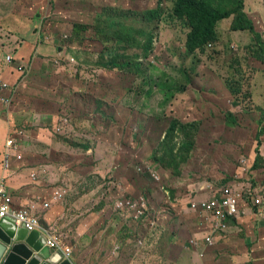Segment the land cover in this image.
<instances>
[{
	"label": "rangeland",
	"instance_id": "obj_1",
	"mask_svg": "<svg viewBox=\"0 0 264 264\" xmlns=\"http://www.w3.org/2000/svg\"><path fill=\"white\" fill-rule=\"evenodd\" d=\"M236 2L217 25L216 43L188 56V31L171 16L170 0H0V83L12 91L9 103H0V140L9 129L24 131L19 164L32 169L31 180L47 189L40 192L45 197L55 188L47 202L41 203L42 195L35 200L41 208L49 203L47 210L57 206L55 217L64 215L52 228L78 264L94 257L102 263L112 257L121 264H208L210 255L201 257V245L192 248L190 241L211 235L213 248L224 242L227 231L212 235L215 222L199 206L225 186L245 202L236 221L246 218L258 244L264 243L258 236L264 234V165L252 169L259 130L264 157V58L254 57L249 32L228 27L240 11ZM157 4L164 13L151 53L143 56L139 36L142 48L125 50L127 67H105L121 48L112 40L116 25L139 28L133 13ZM244 13L264 39V0H245ZM97 17L112 33L95 30ZM8 54L22 59V75L12 69L16 63L5 64ZM172 118L199 124L195 147L177 169L164 166L180 143L179 131L164 142ZM248 187L262 197L259 207L247 204ZM121 199L134 208L116 211ZM93 212L99 215L91 234L83 235L91 239L78 244L76 221ZM132 230L145 249L160 234L153 258L133 256ZM240 237L229 234L222 262L244 255L236 244ZM113 243L120 249L111 254Z\"/></svg>",
	"mask_w": 264,
	"mask_h": 264
},
{
	"label": "trees",
	"instance_id": "obj_2",
	"mask_svg": "<svg viewBox=\"0 0 264 264\" xmlns=\"http://www.w3.org/2000/svg\"><path fill=\"white\" fill-rule=\"evenodd\" d=\"M172 2L171 16L179 19L180 22L187 29L185 40V52L189 56H195L200 52H204L207 47L216 43L217 40V25L231 16L230 9L236 2V6L240 8L238 15L231 19L230 27L232 32H249L254 38L255 51L254 57L264 58V40L262 33L255 30L254 25L246 17L243 12L244 0H170ZM164 10L160 4L156 8L147 9L141 12L135 11L134 17L139 18V22L134 21L140 27L126 26L123 23L116 25L117 31L113 33L112 40H118L121 48L116 52V62L107 61L104 66L112 67H127L130 62L128 55L126 56V49L141 47L138 39L139 36L143 38V56L146 58L151 53L153 44V36L157 30L159 20L162 18ZM233 22V24H232ZM79 27V26H77ZM94 28L97 32L106 31L112 33V30L104 24L102 18L97 17L94 22ZM123 36V39H121ZM142 48V47H141ZM260 54H258L257 52ZM196 52V53H195ZM195 54V55H194ZM262 55V56H261ZM21 58H14V63L22 62ZM264 62V60H263ZM6 64V62H5ZM138 66L137 63L134 64ZM199 124L197 122L181 123L177 119L172 118L168 126L164 142L173 137L179 131L177 138L180 139L177 154L175 157H170L169 161L164 163L165 167L177 169L180 164L187 161L188 156L195 147L196 135ZM263 135V130L256 132V147L254 149V161L252 169H260L264 165V157L260 154L259 145L262 144L260 138ZM176 138V136H175ZM245 196L246 193H245Z\"/></svg>",
	"mask_w": 264,
	"mask_h": 264
},
{
	"label": "crops",
	"instance_id": "obj_3",
	"mask_svg": "<svg viewBox=\"0 0 264 264\" xmlns=\"http://www.w3.org/2000/svg\"><path fill=\"white\" fill-rule=\"evenodd\" d=\"M247 1H250V0H246V2ZM228 27H229V25H228ZM261 29H263V27ZM27 52H28V50H27ZM24 54L25 53H23V49H22L20 51V57H23ZM9 128H11V127L9 126L8 129ZM12 131L14 132L16 130L9 129V131H8L9 133H6V135L2 141L0 140V176L4 177L6 187H7L8 191L11 193L13 200H14V205L16 207H18V208L25 207L28 204H34L35 205V203L37 202L35 200V198H37V197L40 198V195H42L40 192H42V191L47 192V189L42 188L39 181L34 182L31 180L32 172H30V171L32 169H30L29 167L28 168L23 167V169H22L21 165L19 164V162H22V159L20 161H17L15 159V157H12L10 159V168L6 171L2 170V162H3V153L5 150V142H6V139L9 137V134L13 133ZM23 132L24 131L22 130V135L19 137V143H20L19 154L21 156L23 153V149H22L23 136H24ZM44 178L45 179L49 178L48 171L46 173H44ZM53 191H55V188H52L48 192V195L46 197L44 195H42L43 199L41 200V203L47 202L46 200L50 198ZM79 199H80V202H82V203L85 200V198H83V197H81ZM53 204H55V203H53ZM52 205H51V207H52ZM54 208L52 207L50 210H45V211L41 210V208H40V212H39L41 225H43V227L45 229L51 231V233H53V234H54V231L52 228V224H59V222H63V218H64V215L55 217L52 213H53V210H58V207L57 206L55 207V205H54ZM96 215H99V214H95L93 212V213H89V214L82 215V216L78 217L76 224H75V228H74V235L72 236L73 239L76 240L78 244L81 241L91 239V237L88 238V237L83 236V235L84 234H87V235L91 234L90 226L94 222ZM245 220H246V218L239 219L238 221L235 220L232 222H226V228L224 230L219 231V232L227 231V233L225 234L226 236L224 238V242L221 243V241H220L213 248V240H212V245L211 244L208 245V249L207 248L203 249L202 256H204V253H205V254H209L211 257V259L207 258L208 264H226V261L222 262L223 261L222 256L224 255V253L226 252V249L228 247L227 242L229 239V234L238 235V232H242L244 234V237L243 238L240 237V239H238V241L236 243L238 245V249H239L240 253L244 254V255L236 256L237 259L232 261V264H244L245 262H249L251 264H264V243L258 244V240H257V238L254 237V232H253L251 225H249V223H246ZM132 232H133L134 240H133L132 244H129L130 246H128V247L130 249L131 248L133 249L132 250L133 256L137 257L140 260H148L151 257L150 252L155 247H157V245L159 243L160 234L153 235L151 242L146 244V249H145V245L143 243L142 236H140L136 230H132ZM258 236L264 237V234L258 235ZM95 237H96V234H95ZM206 237H208V236H206ZM96 239H98V236L96 237ZM246 243H251L252 247L255 244V247L251 248L252 250L251 249L248 250L246 248ZM115 246H117V247H115ZM69 247H70V245H69ZM74 247H76V245ZM119 249H120V246L116 243H113V249L111 250V248H110L109 253H110V251H111V254H112V252L115 253ZM46 250H47V255H51L54 252L53 250H50L47 248H46ZM88 252H89V256L91 257L92 256L91 254L93 253V249L91 246L89 247ZM221 254H223V255L219 259L218 256ZM260 254H262L263 257H261ZM71 257H72V263L73 264L79 263L77 258H76V253H74V255H73V252H71ZM153 257L154 256H152L151 258H153ZM85 264H121V263H118L117 260L113 259L112 257L110 258L109 263H107V262L102 263V262H98L97 258L94 257V258H90V261L88 263H85Z\"/></svg>",
	"mask_w": 264,
	"mask_h": 264
},
{
	"label": "built area",
	"instance_id": "obj_4",
	"mask_svg": "<svg viewBox=\"0 0 264 264\" xmlns=\"http://www.w3.org/2000/svg\"><path fill=\"white\" fill-rule=\"evenodd\" d=\"M13 61L14 57L8 54V56L5 58L6 64H12L14 63ZM12 69L22 75L24 72V63L17 62L16 66L12 67ZM9 88L10 86L7 83H0V103H9V97L12 92ZM5 92H8L6 96H4ZM21 135L22 130H16L12 134H9V137L6 139L2 162L3 171H6L10 168V159L12 157H15L17 161L22 159V156L19 154V137ZM34 177L35 175L32 174L31 178ZM236 190H232L230 186H225L218 190V197L200 203L199 209L202 211V213L207 215L211 221L215 222V225L212 227V232L215 230H224L226 228V222L228 219H236L239 216L241 202L242 205L245 206V202L242 201L240 194L235 193ZM246 195L247 204L259 207L263 203L262 197L257 194L256 189H250L248 187L246 189ZM56 196L57 197H54V199L61 197V195L58 193ZM134 206L135 205L130 201L121 199L115 203V210L124 211L127 209H132ZM49 207V203H44L42 208L38 207L37 203H35V205L28 204L25 207L20 208L16 207L14 205L13 197L6 187L4 177L0 176V219L10 218L14 220L16 226L24 227L28 232L39 231L45 237V247L47 249L53 250L54 252H59L65 259L72 261L71 248H68L62 242L60 237L51 233V231L45 229L43 225H41L39 217L40 208L41 210L45 211ZM133 218L137 220L136 216ZM190 243H192L194 246H198L197 242L191 241ZM210 244L212 245V238L207 237L204 241V245L208 246Z\"/></svg>",
	"mask_w": 264,
	"mask_h": 264
},
{
	"label": "water",
	"instance_id": "obj_5",
	"mask_svg": "<svg viewBox=\"0 0 264 264\" xmlns=\"http://www.w3.org/2000/svg\"><path fill=\"white\" fill-rule=\"evenodd\" d=\"M59 256L58 261H53ZM0 264H73L61 253L47 255L45 237L39 231L28 232L10 218L0 219Z\"/></svg>",
	"mask_w": 264,
	"mask_h": 264
},
{
	"label": "clouds",
	"instance_id": "obj_6",
	"mask_svg": "<svg viewBox=\"0 0 264 264\" xmlns=\"http://www.w3.org/2000/svg\"><path fill=\"white\" fill-rule=\"evenodd\" d=\"M244 2H245V0H244ZM244 2H243V6H244ZM243 12H244V7H243ZM245 14V13H244ZM246 15V14H245ZM246 17L249 19V17L246 15ZM250 20V19H249ZM223 21H225V20H223ZM230 22H231V19H230ZM231 24V23H230ZM229 28H230V25H229ZM263 39V38H262ZM264 40V39H263ZM241 204H242V202H241ZM244 205H245V203H244ZM228 220H230V219H228ZM236 220V219H235ZM215 232H217V231H215ZM215 232H213L212 233V235L215 233ZM219 232V231H218ZM217 232V233H218ZM208 237H210V235L208 236ZM207 238V237H206ZM206 238H204V239H202L200 242H198V241H194V242H197L198 243V246H199V244L201 245V248L200 247H197V246H194L192 243H191V246L193 247V248H196L197 247V249H201L202 251H203V249L204 248H207L208 249V246H205L204 245V241H205V239ZM211 238H212V240H213V237L211 236ZM191 242V241H190ZM204 245V246H203ZM203 253V252H202ZM202 253H200V256H202ZM203 257V256H202ZM53 261H58L59 259H60V257L59 256H54L53 258Z\"/></svg>",
	"mask_w": 264,
	"mask_h": 264
}]
</instances>
